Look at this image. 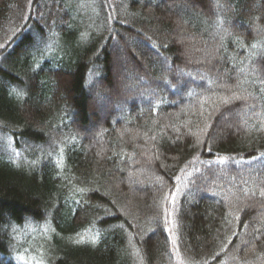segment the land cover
Here are the masks:
<instances>
[{
    "label": "trees",
    "instance_id": "16d2710c",
    "mask_svg": "<svg viewBox=\"0 0 264 264\" xmlns=\"http://www.w3.org/2000/svg\"><path fill=\"white\" fill-rule=\"evenodd\" d=\"M0 264H264V0H0Z\"/></svg>",
    "mask_w": 264,
    "mask_h": 264
}]
</instances>
